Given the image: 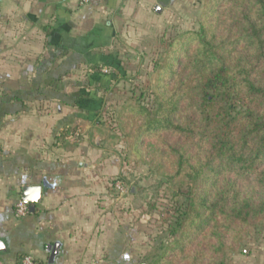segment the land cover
<instances>
[{"label": "crops", "instance_id": "1", "mask_svg": "<svg viewBox=\"0 0 264 264\" xmlns=\"http://www.w3.org/2000/svg\"><path fill=\"white\" fill-rule=\"evenodd\" d=\"M152 11L145 0H0L6 264L27 255L41 264H107L104 257L115 264V202L107 180L121 165L105 147L102 124L115 112L107 95L125 75L121 47L136 28L145 33L159 23ZM72 130L80 134L75 141L67 135ZM25 186H40L42 201L17 219ZM55 245L52 259L48 248Z\"/></svg>", "mask_w": 264, "mask_h": 264}, {"label": "trees", "instance_id": "2", "mask_svg": "<svg viewBox=\"0 0 264 264\" xmlns=\"http://www.w3.org/2000/svg\"><path fill=\"white\" fill-rule=\"evenodd\" d=\"M203 17L171 44L154 108L121 111L132 152L154 148L180 203L148 264H233L264 227V0H205Z\"/></svg>", "mask_w": 264, "mask_h": 264}, {"label": "rangeland", "instance_id": "3", "mask_svg": "<svg viewBox=\"0 0 264 264\" xmlns=\"http://www.w3.org/2000/svg\"><path fill=\"white\" fill-rule=\"evenodd\" d=\"M145 2L159 23L151 30L144 29L145 33L136 28L121 47L125 75L115 79L107 95L115 112L109 111L110 117L102 124L105 147L109 152L115 150L121 165L120 172L107 180L109 197L115 202V264L152 262L173 240L170 231L180 204L173 198L174 187L152 161L154 148L148 145L139 157L132 152L122 130L125 118L120 119L121 111L138 104L154 108L159 70L172 50L171 44L188 32L200 31L204 21L205 0ZM157 5L160 13L154 11ZM117 182L122 183L123 192L114 190ZM247 250L249 254L235 255L233 264H264V227L249 239ZM125 254L130 259H125ZM103 260L110 264L109 257Z\"/></svg>", "mask_w": 264, "mask_h": 264}, {"label": "built area", "instance_id": "4", "mask_svg": "<svg viewBox=\"0 0 264 264\" xmlns=\"http://www.w3.org/2000/svg\"><path fill=\"white\" fill-rule=\"evenodd\" d=\"M90 1L91 0H82V3L87 4ZM79 135H80L79 132H76V133L71 134L68 138L72 141H75ZM113 187H114V190L118 192H123V186L121 182H117L116 184H114ZM28 213H29V206L23 200H19L15 205L16 218L22 219L26 217ZM0 264H6L1 256H0ZM18 264H41V263L35 260L32 256L27 255V256L22 257V259L20 260Z\"/></svg>", "mask_w": 264, "mask_h": 264}, {"label": "water", "instance_id": "5", "mask_svg": "<svg viewBox=\"0 0 264 264\" xmlns=\"http://www.w3.org/2000/svg\"><path fill=\"white\" fill-rule=\"evenodd\" d=\"M155 11L160 13L162 11L161 7L157 5ZM39 189V191H37ZM42 188L40 186H25L22 190V200L29 206V212L33 213L35 211L36 205L42 201ZM1 243V242H0ZM58 246L49 247L48 250L52 252V259L56 255ZM1 251V247H0Z\"/></svg>", "mask_w": 264, "mask_h": 264}, {"label": "clouds", "instance_id": "6", "mask_svg": "<svg viewBox=\"0 0 264 264\" xmlns=\"http://www.w3.org/2000/svg\"><path fill=\"white\" fill-rule=\"evenodd\" d=\"M26 180H27V177L26 176L25 177H22V182H26ZM57 183H59V181H54L53 182V187H55V185ZM37 191H39V189H37ZM0 219H3V218H0ZM0 247H3V244L2 243H0ZM125 259H130V257L127 254H125Z\"/></svg>", "mask_w": 264, "mask_h": 264}]
</instances>
